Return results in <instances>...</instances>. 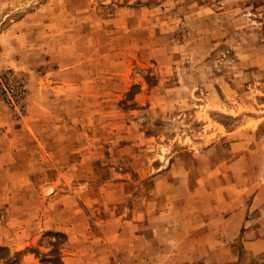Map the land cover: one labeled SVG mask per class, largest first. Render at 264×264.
Segmentation results:
<instances>
[{
  "label": "rangeland",
  "instance_id": "1",
  "mask_svg": "<svg viewBox=\"0 0 264 264\" xmlns=\"http://www.w3.org/2000/svg\"><path fill=\"white\" fill-rule=\"evenodd\" d=\"M0 264H264V0H0Z\"/></svg>",
  "mask_w": 264,
  "mask_h": 264
}]
</instances>
